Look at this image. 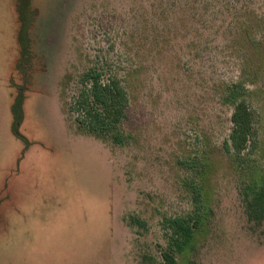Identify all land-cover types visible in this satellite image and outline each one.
Masks as SVG:
<instances>
[{"label": "rangeland", "instance_id": "rangeland-1", "mask_svg": "<svg viewBox=\"0 0 264 264\" xmlns=\"http://www.w3.org/2000/svg\"><path fill=\"white\" fill-rule=\"evenodd\" d=\"M95 58L132 70L121 146L68 110ZM232 82L254 116L238 158ZM200 159L213 216L178 263L264 264L243 203L264 173V0H0V264H164L163 220L192 211Z\"/></svg>", "mask_w": 264, "mask_h": 264}, {"label": "trees", "instance_id": "trees-1", "mask_svg": "<svg viewBox=\"0 0 264 264\" xmlns=\"http://www.w3.org/2000/svg\"><path fill=\"white\" fill-rule=\"evenodd\" d=\"M117 71L116 66L95 58L79 74L70 77L68 80L74 84L75 92L70 96L72 101L68 110L74 114L73 122L82 134L121 146L130 139V134L122 127L127 120L130 104L127 81L132 70L124 71L123 75ZM249 94L241 82L225 86V103L232 107L231 129L225 147L228 151L231 148L237 158L242 157L250 148L254 135V116L248 104ZM13 103L12 126L16 130H13L12 135L22 141L26 148L24 137L17 131L20 120L16 115V99ZM186 167L192 172L188 188L191 190L193 208L187 215L164 218L163 229L167 238V245L161 251L164 264H179L177 256L184 255L194 247L195 236L208 225L213 216L208 191L205 184H202L209 168L208 162L200 159L189 162ZM243 203L248 221L261 223L264 220V173L259 181L251 179L245 186ZM138 223L140 221L137 218L131 217V225Z\"/></svg>", "mask_w": 264, "mask_h": 264}]
</instances>
